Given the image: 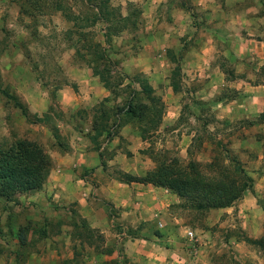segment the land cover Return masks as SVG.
<instances>
[{"label":"crops","instance_id":"1","mask_svg":"<svg viewBox=\"0 0 264 264\" xmlns=\"http://www.w3.org/2000/svg\"><path fill=\"white\" fill-rule=\"evenodd\" d=\"M197 4L201 14L194 24L189 16L173 17L163 34L172 44L185 40L178 70L170 59L161 69L154 42L130 51L125 72L131 78L144 76L151 90L144 92L136 82L132 97L144 98L150 117L152 97L164 99L161 127L155 133H146L124 110L111 117L97 113L106 106H123L128 97L112 94L98 76L79 65L73 63L71 69L70 81L75 83H56L54 62L48 81L34 70L35 65L41 71L47 65L44 56L30 65L23 50L5 51L0 78L10 91L9 97H0V140L8 146L18 141L38 145L47 155L48 171L40 188L11 201L0 198V242L11 236L10 243L17 242L14 233L26 225L33 229L21 244L36 246L28 257L0 255V264H176L184 257V227H172L181 219L175 209L179 199L139 181L154 168L144 152L151 150L158 132L166 138L165 149L176 137L186 156L195 154L204 163L211 162L218 143L231 156L251 181L235 204L250 220L252 214L257 217L245 230L258 233L252 241L259 245L264 237V0ZM177 12L185 13L180 8ZM181 117L191 120L193 128L178 124ZM200 124L215 143L201 139ZM197 263L210 264L202 253Z\"/></svg>","mask_w":264,"mask_h":264},{"label":"rangeland","instance_id":"2","mask_svg":"<svg viewBox=\"0 0 264 264\" xmlns=\"http://www.w3.org/2000/svg\"><path fill=\"white\" fill-rule=\"evenodd\" d=\"M199 1L0 0V65L4 60L5 51L13 47L23 50L24 59L27 58L30 65L40 59V56H44L43 59H47L48 66H43L41 71L35 65L34 70L48 81L51 79V66L54 62V76L57 74L59 76V82L56 83H75L73 80L70 81L73 78L71 69L74 63L79 65L81 70H88L100 77L112 94L127 96L129 99L135 91L136 82L146 85V79L141 74L131 78L125 72V67L131 64V49L144 50L152 47L154 42L161 69L163 70L165 66V59H170L178 70L181 50L186 47L185 40L181 38L180 41L175 40L172 44L171 39L166 41L163 39V34L172 26L174 18L181 20L189 16L194 24V19L201 14L198 10L200 6L197 4ZM218 1L222 3L227 0ZM177 8L184 10L185 13L177 12ZM234 9L244 10L243 7H234ZM154 32L158 33L155 39L152 38ZM41 51L45 54L38 55ZM57 61H59V69L55 68ZM179 75L180 71L175 72L177 82ZM120 84H125L124 88H119ZM178 86L180 85L177 84ZM8 91H10L9 87H5L0 78V97L3 99L5 96L9 97ZM139 100L142 101L144 98L141 97ZM163 100L162 96L152 97L151 117L147 113V117L139 122L146 133L159 131L161 114L164 110ZM121 107L124 106L113 108L106 106L104 111L98 109L96 112H103L107 117H111L112 114L120 111ZM78 113L83 117L85 111L81 108ZM178 124H186L192 128L194 126L191 120H182V117L178 120ZM200 125L204 134L201 139L204 142L215 143L214 138L207 134L206 125ZM165 140L163 134L158 132V135L151 140V150L144 152L154 165L151 171L161 166H168L176 173L182 172L207 183H232L229 185L236 187L249 185L240 175V169H236L231 156L223 152L219 143L213 150L211 162L204 163L198 161L195 154L191 157L186 156L179 147L176 137H172L166 149L163 144ZM0 144L4 147L8 146L4 140H0ZM169 193L178 198L175 194ZM235 203L228 208L210 206L197 210L185 198L179 199L175 209L180 210L181 219L172 227L178 231L179 228L184 227L182 229L184 231L190 229L195 232L201 253L210 264H264V237L261 238L259 245L253 244L251 241L258 233L245 230L248 222L258 219L252 214L250 220V217L245 216V211L240 212ZM9 221L12 223L13 220L10 218ZM21 227L23 228L15 230L14 233L17 242L10 243L13 240L12 236L11 239L0 242V255L28 257L33 250H36L34 245L25 247L21 244L33 228L26 225ZM45 231H42V235L46 234ZM32 235H35L34 231ZM37 235L40 233L37 232ZM183 236L184 234L181 237V244H183ZM6 246L9 248L6 249ZM61 250V254H66V249L61 248Z\"/></svg>","mask_w":264,"mask_h":264},{"label":"trees","instance_id":"3","mask_svg":"<svg viewBox=\"0 0 264 264\" xmlns=\"http://www.w3.org/2000/svg\"><path fill=\"white\" fill-rule=\"evenodd\" d=\"M142 87L144 92L151 93L147 85L143 84ZM123 106L120 111L124 110L130 118H136L140 122L147 117L146 105L135 96L125 100ZM47 167V155L34 143L18 141L10 146H0V198L11 201L19 193L40 188L48 171ZM239 172L249 183L248 186L207 183L182 172L176 173L168 166L148 172L146 177L139 181L166 189L179 199L185 198L197 210L210 206L228 208L241 199L242 194L251 187V181L246 179L241 170ZM262 208L264 210V203ZM251 242L258 244V241Z\"/></svg>","mask_w":264,"mask_h":264},{"label":"built area","instance_id":"4","mask_svg":"<svg viewBox=\"0 0 264 264\" xmlns=\"http://www.w3.org/2000/svg\"><path fill=\"white\" fill-rule=\"evenodd\" d=\"M182 249L184 257L178 258L176 264H198L197 259L201 256V246L196 233L190 229L184 231Z\"/></svg>","mask_w":264,"mask_h":264}]
</instances>
